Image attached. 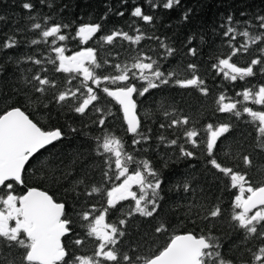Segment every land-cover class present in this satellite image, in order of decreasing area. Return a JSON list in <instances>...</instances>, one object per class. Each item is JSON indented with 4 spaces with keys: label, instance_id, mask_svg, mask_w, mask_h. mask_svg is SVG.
Here are the masks:
<instances>
[{
    "label": "trees",
    "instance_id": "trees-1",
    "mask_svg": "<svg viewBox=\"0 0 264 264\" xmlns=\"http://www.w3.org/2000/svg\"><path fill=\"white\" fill-rule=\"evenodd\" d=\"M13 109L61 138L0 188V264H32L5 207L29 189L64 206L57 264H147L184 234L208 244L202 264H264V206L237 203L264 187V0H0V117Z\"/></svg>",
    "mask_w": 264,
    "mask_h": 264
},
{
    "label": "water",
    "instance_id": "water-1",
    "mask_svg": "<svg viewBox=\"0 0 264 264\" xmlns=\"http://www.w3.org/2000/svg\"><path fill=\"white\" fill-rule=\"evenodd\" d=\"M82 57L89 59V53ZM73 61L77 57L71 58ZM113 99L119 106L130 133L139 127L133 94L118 89ZM60 132H43L19 109L0 117V188L6 183L21 185L24 169L43 149L60 140ZM116 194L121 195L117 190ZM264 205V187L255 190L243 203L242 211L250 213ZM18 206L27 235L32 242L26 260L32 264L60 263L65 253L62 240L68 235L67 223L62 220L64 206L55 203L46 193L29 189L19 199ZM208 244L203 238L191 234L174 237L168 246L147 264H202V255Z\"/></svg>",
    "mask_w": 264,
    "mask_h": 264
},
{
    "label": "rangeland",
    "instance_id": "rangeland-1",
    "mask_svg": "<svg viewBox=\"0 0 264 264\" xmlns=\"http://www.w3.org/2000/svg\"><path fill=\"white\" fill-rule=\"evenodd\" d=\"M92 33V30L91 29H82L81 32H80V35L83 36V37H88L90 36ZM85 60H83L81 63L79 64H84ZM260 123H261V126L264 127V114L261 116L260 118ZM128 179H125L124 180V184L117 188V189H120V190H124V192L121 194L120 197H118L115 192H112L111 193V198L113 197V202H116L120 199H127V198H130V189H131V185H133L132 183H130V185L126 186L128 184ZM235 181H237V184H241V182L239 181V178H237ZM242 190L240 192V195L237 199V203L238 205H240V207L242 206V204L245 202V196H244V192H247L248 189L244 186L241 187ZM243 193V194H242ZM5 207L7 208V211L9 212V219L15 221V223L18 225V227L20 228H25L24 226V223L22 220H19L18 219V216L20 217V211H19V207L17 206L16 202L14 199L10 198L8 199L6 202H5ZM261 215V212H257L255 217L257 216H260ZM99 228L96 229V232L98 233V236L104 240H108L109 239V231H108V228L106 226H103L101 223H99L98 225Z\"/></svg>",
    "mask_w": 264,
    "mask_h": 264
},
{
    "label": "bare ground",
    "instance_id": "bare-ground-1",
    "mask_svg": "<svg viewBox=\"0 0 264 264\" xmlns=\"http://www.w3.org/2000/svg\"><path fill=\"white\" fill-rule=\"evenodd\" d=\"M137 116V115H136ZM45 193V192H44Z\"/></svg>",
    "mask_w": 264,
    "mask_h": 264
}]
</instances>
